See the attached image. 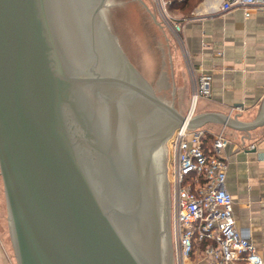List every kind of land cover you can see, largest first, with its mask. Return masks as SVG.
Returning a JSON list of instances; mask_svg holds the SVG:
<instances>
[{
    "label": "water",
    "instance_id": "95a60500",
    "mask_svg": "<svg viewBox=\"0 0 264 264\" xmlns=\"http://www.w3.org/2000/svg\"><path fill=\"white\" fill-rule=\"evenodd\" d=\"M186 122L107 0H0V175L17 264H172L166 148ZM264 126L195 115L191 129Z\"/></svg>",
    "mask_w": 264,
    "mask_h": 264
},
{
    "label": "crops",
    "instance_id": "0c3cea01",
    "mask_svg": "<svg viewBox=\"0 0 264 264\" xmlns=\"http://www.w3.org/2000/svg\"><path fill=\"white\" fill-rule=\"evenodd\" d=\"M220 2L204 0L183 21V36L196 75L212 78L211 97L201 100L198 114L220 113L241 123H253L264 104V12L253 11L248 18L243 10L221 14ZM138 7L141 10L133 11L135 21H140L144 11L140 3ZM138 27V47L132 49L136 59H147L151 49L156 52L160 48L161 35L149 17L145 26ZM174 59L179 75H184L181 55L176 53ZM141 64L144 66V61ZM206 128L213 133L225 130L226 184L234 201L236 227L264 260V126L251 132L216 124ZM0 264H17L1 175ZM195 264L207 263L201 260Z\"/></svg>",
    "mask_w": 264,
    "mask_h": 264
},
{
    "label": "built area",
    "instance_id": "2783aa9c",
    "mask_svg": "<svg viewBox=\"0 0 264 264\" xmlns=\"http://www.w3.org/2000/svg\"><path fill=\"white\" fill-rule=\"evenodd\" d=\"M152 2L161 26L178 38L195 74L183 36L184 22L171 12L168 0ZM232 10H243L248 18L253 11L264 12V0H221L219 13ZM192 79L194 91L186 122L174 131L169 144L168 194L174 264H190L193 256L207 264H264L250 239L236 227L234 201L226 184L225 130L213 133L189 126L199 101L209 99L212 92L210 76L193 75Z\"/></svg>",
    "mask_w": 264,
    "mask_h": 264
},
{
    "label": "rangeland",
    "instance_id": "374dc122",
    "mask_svg": "<svg viewBox=\"0 0 264 264\" xmlns=\"http://www.w3.org/2000/svg\"><path fill=\"white\" fill-rule=\"evenodd\" d=\"M109 5L110 15L113 24L118 32V35L122 36L121 41L124 45L128 57L132 63L141 71V73L149 80V82L156 88L160 96L163 97L166 102L173 105L182 115L186 116L192 105L193 96V79L192 76L196 78V73L192 74V70L189 68L187 59L184 55L182 47L178 41V38L172 35V33L163 28L161 25V20L159 18L158 12L156 11L155 5L152 0H107ZM138 3H140L144 8H142L143 14L140 21H135L133 17V11H139L137 8ZM171 8V7H170ZM141 10V9H140ZM172 10V9H170ZM177 17H181L178 11H171ZM147 15V16H146ZM139 16V15H138ZM151 20L152 24L159 30L161 35L160 48L155 52L153 49L150 50V56L145 58H135L134 51L132 48L134 46L138 47V26L146 25V20ZM138 24V25H137ZM145 35V34H144ZM123 39V40H122ZM124 41V42H123ZM134 44V45H133ZM143 52V51H142ZM148 54L147 52H144ZM179 53L181 55L184 67V75H179V70L176 69L174 55ZM143 53L140 52V55ZM146 60V61H145ZM144 61L145 65L142 66ZM140 64H139V63ZM147 62L149 65H147ZM195 69V67H194ZM155 71V73H154ZM195 72V71H194ZM187 78V79H186ZM152 81H151V80ZM203 100V99H202ZM201 100L199 101V103ZM199 106V104H198ZM198 106L196 115L198 114ZM206 130L207 128L204 127ZM222 130V129H221ZM219 130L216 133L221 132ZM173 135V134H172ZM171 135V138H172ZM170 140L168 141L166 148V188L168 195V176H169V160H170ZM228 141V140H227ZM169 203V202H168ZM169 206V205H168ZM170 211V208H169ZM171 223V220H170ZM171 225V224H170ZM171 235V227H170ZM172 253V264H174ZM201 259L197 256H193L190 264H195Z\"/></svg>",
    "mask_w": 264,
    "mask_h": 264
},
{
    "label": "trees",
    "instance_id": "16d2710c",
    "mask_svg": "<svg viewBox=\"0 0 264 264\" xmlns=\"http://www.w3.org/2000/svg\"><path fill=\"white\" fill-rule=\"evenodd\" d=\"M171 3V9L173 11H178L181 15L180 20L189 18L194 10L204 1V0H168Z\"/></svg>",
    "mask_w": 264,
    "mask_h": 264
}]
</instances>
